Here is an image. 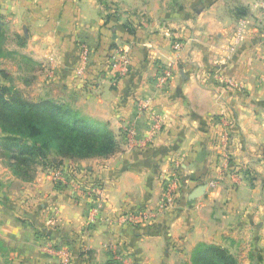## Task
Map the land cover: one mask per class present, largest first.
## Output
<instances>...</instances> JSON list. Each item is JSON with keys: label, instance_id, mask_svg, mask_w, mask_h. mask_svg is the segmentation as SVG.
I'll use <instances>...</instances> for the list:
<instances>
[{"label": "crops", "instance_id": "0c3cea01", "mask_svg": "<svg viewBox=\"0 0 264 264\" xmlns=\"http://www.w3.org/2000/svg\"><path fill=\"white\" fill-rule=\"evenodd\" d=\"M80 43L92 53L84 83ZM120 47L132 66L111 86L98 73ZM0 71L25 100L67 105L119 142L107 158L63 160L62 184L49 169L24 181L0 165V264H59L65 252L72 264H190L201 243L264 264V0H0ZM69 169L104 198L77 194ZM177 175L169 209L124 222L156 212Z\"/></svg>", "mask_w": 264, "mask_h": 264}, {"label": "trees", "instance_id": "16d2710c", "mask_svg": "<svg viewBox=\"0 0 264 264\" xmlns=\"http://www.w3.org/2000/svg\"><path fill=\"white\" fill-rule=\"evenodd\" d=\"M105 72L102 69L98 74L104 76ZM0 76V147L14 176L31 181L39 165L61 171L64 159L107 158L119 150L117 137L107 124L93 123L51 100L27 101L3 80L8 79L4 71ZM69 173L81 186H91L75 170L69 169ZM176 179L181 192L184 179L180 175ZM190 264L239 263L226 249L201 243L192 250Z\"/></svg>", "mask_w": 264, "mask_h": 264}, {"label": "built area", "instance_id": "2783aa9c", "mask_svg": "<svg viewBox=\"0 0 264 264\" xmlns=\"http://www.w3.org/2000/svg\"><path fill=\"white\" fill-rule=\"evenodd\" d=\"M174 48L179 49L180 44H174ZM91 54L92 53L89 46L86 43H80L78 63L77 67L75 68V76L83 83L88 78L87 70L89 68ZM132 59V54L130 53L128 48L120 47L117 48V50H115L113 53H111L109 55V58L107 59V65L104 68L106 69L105 75L103 76V80L105 81V83H109V85L111 86L117 85L121 78L127 75V73L130 71V68L132 66ZM169 77V70L161 71L157 77V85L159 87H164L167 84ZM140 107L144 108L145 104H141ZM125 133L128 141L134 140L135 133L132 128L126 129ZM219 142L223 145H226L230 142V137L225 130L222 131L219 135ZM223 157L225 158L226 162V158H228V155L224 154ZM52 178L61 184L65 181V177L60 170L54 171L52 173ZM173 178L174 179L167 181L164 185L161 201L156 212L146 210L139 213H131L123 217L124 222L128 223L129 225L137 226L149 224L153 221L155 213L157 214L158 212H164L169 209L175 203L180 188L176 177ZM72 186L75 189L76 193L78 192L82 196L86 195L92 202L99 203V201L102 199V186L93 184V186L90 187H83L75 180H72ZM98 207V205L92 207L88 215L89 222H94L95 220L97 221V218L99 216ZM59 264H72L71 254L65 252Z\"/></svg>", "mask_w": 264, "mask_h": 264}, {"label": "rangeland", "instance_id": "374dc122", "mask_svg": "<svg viewBox=\"0 0 264 264\" xmlns=\"http://www.w3.org/2000/svg\"><path fill=\"white\" fill-rule=\"evenodd\" d=\"M90 48V47H89ZM91 50V49H90ZM91 57V56H90ZM89 57V58H90ZM3 77H1L0 76V79H2ZM3 80H6L5 78L3 79ZM106 84H108L109 85V83H106ZM67 106V105H66ZM69 107V106H68ZM72 109V108H71ZM80 113L81 114H84L81 110H80ZM51 158H53V156H50ZM50 160H52V159H50ZM65 160V159H64ZM6 156L4 155V153H3V149L0 147V165H4L6 162ZM50 166H52V165H39V166H37V168H36V172H35V176H36V174H37V172H47L46 170H50L51 171V174L54 172V171H56V170H53V169H51V168H49ZM62 171V170H61ZM3 173H4V171H3V168H1V166H0V174L1 175H3ZM62 173H63V171H62ZM35 176H34V178H35ZM172 179H174L173 178V176H171V177H169L168 179H166V180H164V182H163V188H164V185L166 184V182L167 181H169V180H172ZM52 183H54V182H57V181H55L53 178H52ZM77 194H79L78 192H77ZM104 198V193H103V195H102V199ZM157 210H158V207H157ZM146 211V210H145ZM99 214V213H98ZM88 218H89V216L87 217V220H88ZM89 221V220H88ZM90 224H95V223H97V221L95 220L94 222H89Z\"/></svg>", "mask_w": 264, "mask_h": 264}, {"label": "water", "instance_id": "95a60500", "mask_svg": "<svg viewBox=\"0 0 264 264\" xmlns=\"http://www.w3.org/2000/svg\"><path fill=\"white\" fill-rule=\"evenodd\" d=\"M205 190V185H199L196 187L189 195L188 199L192 200L195 199L196 197L200 196Z\"/></svg>", "mask_w": 264, "mask_h": 264}]
</instances>
